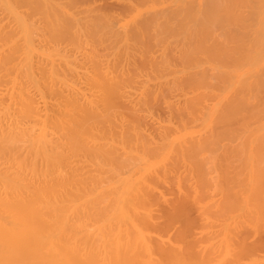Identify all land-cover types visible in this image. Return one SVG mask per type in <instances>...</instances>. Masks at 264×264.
Wrapping results in <instances>:
<instances>
[{
	"label": "bare ground",
	"instance_id": "bare-ground-1",
	"mask_svg": "<svg viewBox=\"0 0 264 264\" xmlns=\"http://www.w3.org/2000/svg\"><path fill=\"white\" fill-rule=\"evenodd\" d=\"M119 3L0 0V264H264V0Z\"/></svg>",
	"mask_w": 264,
	"mask_h": 264
},
{
	"label": "rangeland",
	"instance_id": "rangeland-1",
	"mask_svg": "<svg viewBox=\"0 0 264 264\" xmlns=\"http://www.w3.org/2000/svg\"><path fill=\"white\" fill-rule=\"evenodd\" d=\"M81 1H82L84 4H89V3H92V2H93V3H95V5H97V7H98L100 10H101V8H102V11L104 10V12H108V11H109L108 13H115V12H116V14H122V12H123L124 14L126 13V12L124 11L125 9H123L124 7L121 5V3H119V0H96V1H95V0H81ZM87 1H88L89 3H88ZM85 2H87V3H85ZM99 6H100V7H99ZM121 6H122L123 8H122ZM103 8H104V9H103ZM121 10H122V11H121ZM110 11H111V12H110ZM161 111H162V109H160V112H159V111H158V112H159L160 114H164V113H166L165 110H163L164 112H161ZM160 114H159V115H160ZM165 115H166V114H165ZM163 117H164V116H163ZM171 188H172V187H171ZM171 188H170V189H167L168 191L165 189V191H167L166 194H167V196L169 197V200H171V201H170L171 204H172V202L176 201V202H174V204L178 205L179 208H180V205H184V204L187 205V206L184 205V206H182L183 208H182V207H181V208H182V210L184 211V214L187 213V215H188V214L190 213L189 211H190V208H191V207H189V206L192 205V204L189 203V202H190L189 200L187 201L186 198H184L185 196L182 195L183 198H180L179 196H181V195H179V193H178V194H177V193L174 194V193L176 192V190H173V189H171ZM173 191H174V192H173ZM182 196H181V197H182ZM170 197H171V198H170ZM178 201H180V202H178ZM177 203H179V204H177ZM180 203H181V204H180ZM186 203H188V204H186ZM169 204H170V203H169ZM169 204H168V206H167V205H164V204H163L162 206L160 205L161 207L158 209L159 212H162V213H163V215H161L162 213H160L161 216L158 214V215L161 217L162 220H163V218L166 216V214H168V213L171 214V212H168L169 209H170V210H173V209H174L173 207H175V208L177 207L176 205L173 206L174 204H173L172 206H171V204H170V205H169ZM170 206H171L172 208H170ZM187 207H188V208H187ZM192 207H193V206H192ZM168 208H169V209H168ZM177 208H178V207H177ZM177 208H176V210H179V209H177ZM181 208H180V209H181ZM194 209H195V208H192L191 210H194ZM182 210H179L180 213H179V212H178V213L181 214V213L183 212ZM188 210H189V211H188ZM181 211H182V212H181ZM187 211H188V212H187ZM165 212H166V213H165ZM191 212H192V211H191ZM196 212H197V211L195 210V212H193L194 214L192 213L193 218H194V215H195ZM173 213H174V212H173ZM175 213H176V212H175ZM178 213L175 214V215H177L176 217H181V218H182V217L184 216V214H181L180 216H178V215H179ZM170 214H168V215L170 216ZM196 214H197V213H196ZM189 215H191V214H189ZM189 215H188V216H189ZM171 216H173V215H171ZM196 216H197V215H196ZM196 216H195V217H196ZM160 217H158V219H160ZM162 217H163V218H162ZM189 217L191 218L192 216H189ZM197 217H199V216H197ZM197 217H196V218H197ZM172 218H173V217H172ZM172 218H171V219H172ZM161 219H160V220H161ZM168 219H169V217H165L163 221L166 222ZM177 219H178V218H177ZM191 219H192V218H191ZM172 220H173V219H172ZM183 220H186L185 222H186L187 224L184 223ZM183 220H181V221H183L184 226H185V225H190V227L193 228V229H192V228H190L189 226H187V228L184 227V228H186V230H188L187 232H184L185 236H188V235H186V234H187V233H188V234L190 233V236L192 237V234H193V231H194V225H196V223H197V224L200 223V220H199V222H198V218H197V219H196L197 221L195 222V224H190V221H191V220L188 221V217L183 218ZM163 221L161 222V225H162ZM179 221H180V220H179ZM179 221H178V222H179ZM181 221H180V222H181ZM192 221H193V220H192ZM192 221H191V223H194L195 220H194L193 222H192ZM168 222H169V220H168ZM178 222H177L175 225H177V224L179 225L180 222H179V223H178ZM183 223H181V226H182ZM163 224H164V223H163ZM159 225H160V224H159ZM159 225H158V226H159ZM161 225H160V226H161ZM168 225H169V224H168ZM175 225H174V227H176ZM178 225H177V226H178ZM196 226H197V225H196ZM162 227H163V228H162ZM162 227H161V228L159 227V228L161 229V231H163V229L165 230V227H166V226L164 227V225H163ZM168 227H169V226H168ZM172 227H173V225H172ZM179 227H180V226H179ZM179 227H176V232H177V228L179 229ZM198 227H199V226H198ZM198 227H197V228H198ZM157 228H158V227H157ZM166 228H167V227H166ZM169 228H170V227H169ZM182 228H183V227H182ZM160 229H158V231H160ZM174 229H175V228H174ZM182 230H183V229H181V227H180V230H179V231H180V232H183ZM184 230H185V229H184ZM196 230H197V229H196ZM166 232H167V231H166ZM172 232H174V234H173ZM176 232L173 231V229H171V231H169L170 234H167V236H168V235L171 236V233H172V236L174 237V235L176 234ZM163 233H164V232H162V234H163ZM177 233H179V232H177ZM165 234H166V233H165ZM248 234H249L248 237L245 236V235H247V234H244L243 236H245V237H247V238H250V234H251V233H248ZM176 235H177V234H176ZM179 235H180V234H179ZM172 236H171V237H172ZM251 236H252V234H251ZM188 238H190V237L188 236ZM251 239H253V236H252ZM242 248H243V247H242ZM241 251H242V249H241ZM242 254H243L244 256H247V255H248V251H247V249L244 248ZM249 254H251V253H249Z\"/></svg>",
	"mask_w": 264,
	"mask_h": 264
}]
</instances>
